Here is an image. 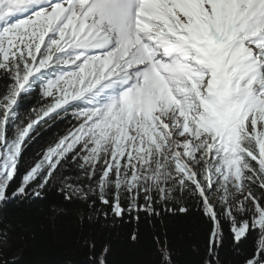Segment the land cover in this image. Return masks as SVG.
<instances>
[{
	"label": "snow or ice",
	"instance_id": "snow-or-ice-1",
	"mask_svg": "<svg viewBox=\"0 0 264 264\" xmlns=\"http://www.w3.org/2000/svg\"><path fill=\"white\" fill-rule=\"evenodd\" d=\"M0 84V203L56 188L105 218L196 209L202 264L226 227L264 264V0H0Z\"/></svg>",
	"mask_w": 264,
	"mask_h": 264
},
{
	"label": "trees",
	"instance_id": "trees-1",
	"mask_svg": "<svg viewBox=\"0 0 264 264\" xmlns=\"http://www.w3.org/2000/svg\"><path fill=\"white\" fill-rule=\"evenodd\" d=\"M24 104L26 113L39 107V95L30 97ZM72 122L65 118L45 126L29 146L26 160L31 163L38 158ZM67 171L75 176L71 169ZM18 183L17 180L9 192ZM134 233L138 234L136 241L131 239ZM207 233V221L196 209L191 214L161 211L154 219L141 214L139 222L127 216L120 220L111 214L105 218L90 211L78 199L69 203L53 188L43 199L0 203V264L4 261L8 264H92L93 259H105L106 264H164L163 251L169 254L171 264H202L206 259ZM158 237L167 241L166 248L157 243ZM254 243L250 238L237 251L226 227L219 251L220 264H243Z\"/></svg>",
	"mask_w": 264,
	"mask_h": 264
}]
</instances>
